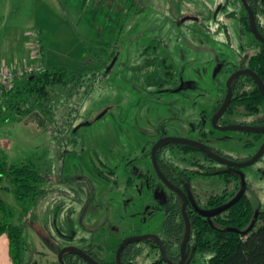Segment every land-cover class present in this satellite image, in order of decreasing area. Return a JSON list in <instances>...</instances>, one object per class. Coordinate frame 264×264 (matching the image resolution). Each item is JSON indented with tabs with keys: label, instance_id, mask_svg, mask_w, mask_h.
<instances>
[{
	"label": "rangeland",
	"instance_id": "obj_1",
	"mask_svg": "<svg viewBox=\"0 0 264 264\" xmlns=\"http://www.w3.org/2000/svg\"><path fill=\"white\" fill-rule=\"evenodd\" d=\"M225 2L0 0L2 33L13 29L26 36L21 58L7 60L10 66L30 61L31 41L37 31H42L45 68L90 71L102 66L96 55L105 51L107 58L113 50H119L109 72L113 60L108 67L102 66L104 74L70 125L65 124L71 117L67 111L60 112L56 125L48 128L31 116L40 132L23 119H11L9 111L3 114L10 117L0 123V143L6 146L12 163L46 150L55 158L47 193L25 229L28 258L33 264H56L53 252L71 245L85 249L96 244L105 259L113 260L125 238L163 233L165 216L155 209L150 185L156 173L146 151L162 135H187L184 126L205 121L201 104L191 107L192 102L203 98L208 110L213 107L216 98L224 94L219 87L243 65V58L257 52L255 38L245 32L239 19L243 8L238 3L217 15ZM235 7L239 15L229 16L227 13ZM140 8L143 11L137 13ZM146 46H158L168 57L179 73L177 85L182 83L181 90L146 87L141 75V52ZM253 120L239 113L232 116L235 123ZM54 126L70 127L59 133ZM250 137L246 132L226 131L213 141H203L226 155L245 160L261 145L247 148L245 142ZM130 170L137 177L132 187L127 184ZM244 171L248 193L256 196L264 208V156ZM219 179L196 176L193 184L202 187L198 193L210 195L226 187ZM3 197L9 203L13 199V208L21 210L12 192H5ZM149 251L147 255L145 247L139 264H150L155 259L156 250ZM204 263L201 259L198 264Z\"/></svg>",
	"mask_w": 264,
	"mask_h": 264
},
{
	"label": "trees",
	"instance_id": "obj_2",
	"mask_svg": "<svg viewBox=\"0 0 264 264\" xmlns=\"http://www.w3.org/2000/svg\"><path fill=\"white\" fill-rule=\"evenodd\" d=\"M249 1L260 2L264 6V0ZM141 11L143 9L140 8L137 13ZM243 23L249 28L248 18H245ZM118 51L113 50L107 58L105 56L107 52L102 51L104 56L101 53L95 58L99 65L108 67ZM141 57L143 59L142 80L149 90L170 89L177 86L179 73L158 46L144 47ZM249 63L264 80V44H261V50L251 57ZM101 68L97 67L84 72H74L66 67L45 68L42 72L25 78L2 100L0 123L2 119H8L10 116L14 121L33 116L38 118L44 128H48L50 125H56L60 112L67 111L71 117L65 120V124L70 125L75 112L79 111L85 98L104 74ZM251 85L253 88L250 89V95H245L246 97L240 100L239 97L244 96L242 90L246 86L244 78H240L234 85L237 94L234 102L243 101L248 115H255L264 106V98L258 87L253 83ZM5 111H9L11 115L3 116ZM66 126L63 128L54 126V130L59 133L66 132L70 127ZM247 147H253V144L250 143ZM186 148L187 151L192 149ZM54 160L55 158L46 150L21 162L9 163L0 146V191L12 192L21 206V210L18 211L0 199L2 214L0 235L4 232L9 235L10 252L14 264H23L25 260L28 251L25 229L32 212L47 193L46 184L53 174ZM209 205L220 204L214 203L211 199ZM258 207L259 202L255 198L245 196L230 209L213 218L198 216L195 220L193 219L190 250L195 255L194 261L201 258L205 259L204 264H264V208H261L259 220H256L254 216ZM163 208L167 213L165 220L167 253L171 259L176 260L179 255L175 251V246L183 238L185 227L181 214V202L179 198L171 197ZM15 219L19 222L16 223ZM254 221L256 224L253 229L244 233ZM258 221H261L259 225ZM231 228H236L243 233L233 231ZM151 244L158 248L154 243ZM141 251H143L141 246L133 251L131 247L127 248L124 252L125 264H136L135 256ZM73 264L85 263L75 260ZM152 264L166 263L160 258Z\"/></svg>",
	"mask_w": 264,
	"mask_h": 264
},
{
	"label": "flooded vegetation",
	"instance_id": "obj_3",
	"mask_svg": "<svg viewBox=\"0 0 264 264\" xmlns=\"http://www.w3.org/2000/svg\"><path fill=\"white\" fill-rule=\"evenodd\" d=\"M247 1H248L249 5H250V7L254 13V17L256 20L258 30H259L260 34L264 37V6L261 5L260 2H256V3L252 2L251 3V1H249V0H247ZM237 3L239 4V7L243 8L242 9L243 14L239 18L242 25H243V29L245 30V32H250L253 35V37L255 38V42L257 43L256 44L257 45V52L255 53V54H257L261 50V44H264V42L258 40L256 35L252 32L251 23H250V13H249L248 9L246 8V6L244 5L243 1L242 0H226V2L221 5L220 9L216 13L218 15L223 10H226L227 7L228 8H229V6L233 7ZM236 9L237 8L235 7L233 9L229 10V12L227 14H229V16H231V17L238 16L239 14L236 12ZM245 18H248L249 28L246 27L243 23V20ZM222 30H225V28L222 27ZM255 54H253V55H255ZM252 56H247V57L243 58V60H242L243 65L235 68L234 73L237 71H240V70H245V69L247 70L248 69V70H251L254 73H256L262 79V81L264 83V80L261 77V75H259V73L256 70H254L249 63V60L251 59ZM233 74H231L229 76V79ZM240 78H244L245 85H246L242 90V93L244 96L239 97L240 100H243L244 97H246L245 95H250V89L253 88L251 83L255 84L258 87L261 95L264 98L263 92H262L261 88L259 87L258 83L256 82L255 78L253 77V75H251L250 73L241 74L233 84L232 99H231L225 113L219 118V120L217 121L216 124L213 122V118L217 114V112L220 110V108L222 107V105L225 101V98H226L227 92H228L227 84H225L223 87H221V86L219 87V90H222L224 92V94L221 98H216L215 104L213 103L214 106L210 108V109H212L211 111H209L210 109L209 110L207 109L208 103L204 102L202 100L203 98L201 99V101L197 100V101L192 102L191 107L198 106L199 104H201L199 106H201V108H202V116L205 118V121H200L196 124H190L189 126H184L183 129H184V131H186L187 135H178V136L162 135L160 139H162V138L188 139V140H192V141L206 145L214 153L222 156L223 158H225L229 161L243 163V162L250 160L259 151L260 147L264 143V133H252V132H247V131H243V130H234V131L246 132V133L251 135V137L249 139H247L245 142L246 147L250 143L253 144V147L256 146L257 144L261 143L260 147L255 151V153L245 160L235 159L229 155H226L223 152L219 151L218 149L212 147L211 145H209L203 141V140L213 141L215 139V137H217L220 132H226L223 130H219L215 126H236V125L237 126H254V127L264 126V106L261 108L260 112H258L257 114L248 115L247 110L242 103L243 101L234 102V98H235V96H237L234 85ZM250 79H252V80H250ZM181 86H182V83L177 85L174 88H170V89L167 88V89L170 90V92H175V91L178 92L179 90L182 89L183 86L182 87ZM238 106H240V107L238 108ZM236 113L241 114V116L244 115L247 117H253L254 120L251 123H245V122L235 123V122H232V116H234ZM159 140H157L153 144L152 148H150L149 151L148 150L146 151V155L149 156V158H151V160H152V164H153V167H154V170L156 173V177H155L156 180L153 179V182L150 185V189L153 190V197L155 200V209L159 212L164 213V216H165L164 222H163V230H164L163 233L162 234H154V235H157L161 239V241L164 243L166 255H167L169 261H171L172 263L178 264L182 260V244H183V241H184L185 236H186L187 218H188L190 221V224H191V232H190V237H189V240L187 243V248H186L187 258H186V261L184 264H198L201 261V258H197V260L194 261L195 255L190 250V245H191L192 236H193L192 220L193 219L195 220L198 216H203L204 218H213V217L217 216L218 214L224 212V211H222L220 213H215L217 210H219V208L225 206L226 204H228L232 200H234L238 196V194L241 192L242 186H243L242 174H244V178H245V171H244L245 167L241 168V167L231 166L228 164L219 163L216 160L209 157L208 154L206 152H204L202 149H200L196 146L190 145V144H186V143L172 142V143H168V144H165V145H162L161 147H159L157 150V161H158V164H159V167H160L162 173L173 184V186L176 189H179L180 191H182L187 197V207H186L187 216H185V213L183 210V206H184L183 197L178 192V190L172 189L160 178V176L157 173L156 168L154 166L153 158H152V150H153L154 145ZM180 146H185V147L181 148ZM186 147H191L192 148L191 151H187ZM247 148H251V147H247ZM262 157L259 160H261ZM161 163H162V165H161ZM215 163L221 164L222 167L218 168ZM113 172H115V170ZM129 172H130L129 174H131V175L128 178L127 184H128V187H132L134 185V180L137 177H136L134 170H130ZM263 174H264V172H263ZM196 176H198V177H200V176H209V177L219 176V178H220L219 181L221 183H224L226 187L220 193H213L210 195L200 194V193H198V190L201 191L202 187L199 188L200 185L197 183H196V185L193 184V179ZM141 177H144V175L139 176L138 178H141ZM245 183H246V189H245L242 197L236 203H238L240 200H242L245 196L255 198L259 202V207L256 208L254 217L256 220H259L262 204L256 196L248 193L249 187L247 185L246 178H245ZM171 197H173V198L177 197V198H179V200L181 202V214H182V217L184 219V226H185L183 238L181 239L180 243L176 244V246H175V251L179 255L178 259H176V260H173L168 256L167 246H166V242H165V240L167 239V233H166V227H165V220L167 217V213H166L165 209L163 208V206L169 202ZM211 199L214 200V203L220 204V205H214V206L209 205ZM235 204H233V205H235ZM230 208H228V209H230ZM202 211L208 213L209 215H204L202 213ZM260 222L261 221H258V225L260 224ZM255 224H256V222H255ZM234 229H236V228H231V230L236 231ZM236 232L243 233L240 230H238ZM148 234H152V233H148ZM142 235H146V234H142ZM142 235H137V236H142ZM131 237H134V236H131ZM127 238H129V237H127ZM122 242L119 244V246L122 244ZM141 242L146 244V245L143 244L141 246L143 249V251H141V253L144 252L145 247H146V252L148 250L147 255L151 254V251H149V250H156L155 259L153 261H151L150 264H152L155 260L160 259V258H162V260L166 264H170L169 262H167L164 259L160 245L156 241H153V240H143L140 242H134V243L128 244L124 248L123 253H122V263L123 264H125V261H124L125 250L129 247H131L132 251L137 250V248ZM151 243H154L155 245H157L158 248H155ZM119 246H118V249H119ZM67 247L78 248L76 246L71 245V246H65L63 248L60 247V248L56 249L55 252H53V254H55L56 258H57L56 264H62L60 261V252L64 248H67ZM96 247L98 248V245L92 244V245H88L87 248H85V249H82V248H78V249L85 252L94 261L98 262V264H118V262H117L118 249L116 251L115 259L107 260L101 255V253L99 252V248L97 250ZM28 251H29V248H28ZM28 251L26 253L25 260H24L23 264H33L32 260L28 258ZM132 253H134V252H132ZM141 253H137L135 256L134 261L136 264H139L138 258H139V255ZM63 259H64V262L66 264H70V263L73 264V261H75V260H80V261L84 262L85 264H91L88 260L84 259L81 255H79L78 253H74V252H66L63 255Z\"/></svg>",
	"mask_w": 264,
	"mask_h": 264
},
{
	"label": "water",
	"instance_id": "obj_4",
	"mask_svg": "<svg viewBox=\"0 0 264 264\" xmlns=\"http://www.w3.org/2000/svg\"><path fill=\"white\" fill-rule=\"evenodd\" d=\"M244 5L246 6V8L248 9L249 13H250V23H251V30L252 32L256 35L257 39L260 41L264 42V37L260 34L257 24H256V20L254 17V13L248 3L247 0H242ZM190 17L185 18L189 19ZM196 19V18H195ZM117 57L115 56L113 59L112 64L110 65V67L107 69V72H109L112 67L114 66L115 62H116ZM245 73H250L251 75H253V77L255 78L256 82L258 83L259 87L261 88L263 95H264V83L262 81V79L253 71L251 70H240L235 72L230 79L227 82V88H228V92H227V96L225 98V101L222 105V107L220 108V110L217 112V114L214 116L213 118V122L216 124L217 121L219 120V118L225 113L231 99H232V95H233V84L234 82L237 80V78L241 75V74H245ZM104 114V113H103ZM101 114V116L103 115ZM216 128H218L219 130H223V131H234V130H243V131H247V132H252V133H264V126H260V127H254V126H215ZM172 142H179V143H186V144H190L193 146H196L200 149H202L204 152H206L208 154L209 157H211L212 159L216 160L219 163L222 164H228L231 166H236V167H247V166H251L253 164H255L263 155H264V143L262 144V146L260 147L259 151L248 161L240 163V162H232L229 161L225 158H223L220 155H217L216 153H214L209 147H207L204 144L192 141V140H188V139H183V138H162L160 139L153 147L152 150V158H153V163L154 166L156 168L157 173L159 174L160 178L172 189L174 190H178V192L181 194V196L183 197V201H184V206H183V210L185 213V216H187L186 214V207H187V197L186 195L180 191L179 189H176L173 184L164 176V174L162 173L158 161H157V150L159 147H161L162 145L168 144V143H172ZM242 178H243V186H242V190L241 192L238 194V196L232 200L230 203L226 204L225 206L219 208V210H217L215 213H220L222 211L227 210L228 208H230L233 204H235L243 195L245 189H246V183H245V178H244V174H242ZM202 213L204 215H209L206 212ZM255 222H253L251 224V226L244 232L247 233L249 232L251 229H253ZM236 231H238L237 229H234ZM190 232H191V224L189 219L187 218V231H186V236L185 239L183 241L182 244V260L180 263L178 264H184L187 258V252H186V248H187V243L190 237ZM143 240H153L156 241L160 247H161V251L163 254L164 259L169 262L170 264H176V263H172L171 261H169L167 255H166V251H165V246L164 243L161 241V239L154 234H146V235H142V236H134V237H129L126 238L122 244L119 246L118 252H117V262L118 264H123L122 263V253L124 248L130 244V243H134V242H140ZM66 252H74V253H78L79 255H81L84 259L88 260L91 264H98V262L94 261L91 257H89L85 252H83L82 250L75 248V247H67L64 248L61 252H60V261L62 264H66L64 262L63 259V255Z\"/></svg>",
	"mask_w": 264,
	"mask_h": 264
},
{
	"label": "built area",
	"instance_id": "obj_5",
	"mask_svg": "<svg viewBox=\"0 0 264 264\" xmlns=\"http://www.w3.org/2000/svg\"><path fill=\"white\" fill-rule=\"evenodd\" d=\"M31 50V59L25 63L16 65H8L5 60L0 62V104L4 97L12 92L18 83L25 78L42 72L45 67L43 63L44 45L41 37V32H34Z\"/></svg>",
	"mask_w": 264,
	"mask_h": 264
},
{
	"label": "crops",
	"instance_id": "obj_6",
	"mask_svg": "<svg viewBox=\"0 0 264 264\" xmlns=\"http://www.w3.org/2000/svg\"><path fill=\"white\" fill-rule=\"evenodd\" d=\"M2 29H0V35H3V43H0V62L1 60L5 61H13V60H19L21 58V53L25 50L26 45V36L21 35L20 31L16 30H8L5 33H2ZM42 34V31H41ZM44 45V42H43ZM15 58V59H14ZM26 122H28L29 125L36 126L38 128V124H36L35 120H31L30 117H27L25 119ZM38 131L41 130L38 128ZM0 146L3 148L5 154H6V146L3 145V143H0ZM6 156H8L6 154ZM8 158V157H7ZM9 160V159H8ZM22 161V160H21ZM18 161V162H21ZM15 162V163H18ZM9 163H12L9 160ZM11 193L7 190H1L0 191V199H3L9 206L14 207L12 205V201L9 203V201L4 199V193ZM19 203V202H17ZM20 210V208H18ZM2 218V214L0 211V220ZM0 264H14L11 252H10V238L7 232H4L0 235Z\"/></svg>",
	"mask_w": 264,
	"mask_h": 264
}]
</instances>
